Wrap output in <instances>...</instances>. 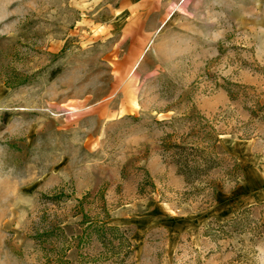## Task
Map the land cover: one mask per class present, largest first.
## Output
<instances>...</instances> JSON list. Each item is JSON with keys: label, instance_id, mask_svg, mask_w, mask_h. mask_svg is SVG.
<instances>
[{"label": "rangeland", "instance_id": "374dc122", "mask_svg": "<svg viewBox=\"0 0 264 264\" xmlns=\"http://www.w3.org/2000/svg\"><path fill=\"white\" fill-rule=\"evenodd\" d=\"M127 21L0 0V264L58 226L91 233L81 264H264V0Z\"/></svg>", "mask_w": 264, "mask_h": 264}, {"label": "trees", "instance_id": "16d2710c", "mask_svg": "<svg viewBox=\"0 0 264 264\" xmlns=\"http://www.w3.org/2000/svg\"><path fill=\"white\" fill-rule=\"evenodd\" d=\"M209 158L205 160L207 165L210 163ZM179 163L183 167L181 171L187 176L198 168H193L186 161ZM58 227L47 230L38 236V242L43 250L40 264H81L87 257L90 258L89 254L82 250V247L77 248L76 243L82 244L85 239L89 240L91 233L74 232L68 226ZM74 247L77 249L73 250Z\"/></svg>", "mask_w": 264, "mask_h": 264}, {"label": "crops", "instance_id": "0c3cea01", "mask_svg": "<svg viewBox=\"0 0 264 264\" xmlns=\"http://www.w3.org/2000/svg\"><path fill=\"white\" fill-rule=\"evenodd\" d=\"M185 0H120L122 10L126 14V26H146L154 33L159 27L165 25L175 14L177 6ZM140 20L144 22L140 23ZM148 22V23H147Z\"/></svg>", "mask_w": 264, "mask_h": 264}]
</instances>
